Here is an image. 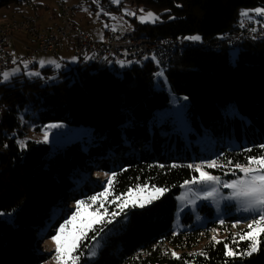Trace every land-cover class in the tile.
Returning a JSON list of instances; mask_svg holds the SVG:
<instances>
[{
  "label": "trees",
  "instance_id": "1",
  "mask_svg": "<svg viewBox=\"0 0 264 264\" xmlns=\"http://www.w3.org/2000/svg\"><path fill=\"white\" fill-rule=\"evenodd\" d=\"M19 1L0 0V8ZM135 1L141 16L151 10L155 19H126L133 27L128 34L181 44L162 73L165 83L157 80L161 74L150 59L125 67L78 62L66 71L46 68L40 77L16 76L0 83V212L6 214L0 216V264L47 261L48 254L36 249L45 221L59 209L57 201L72 187L83 194L72 193L77 197L73 203H91L90 197L104 191L108 177L98 184L76 180L74 172L88 173L90 163L97 167L94 171L116 174L112 196L105 202L109 213L119 211L112 197L124 196L129 189L147 185L166 191L147 207H128L102 232H89L80 244L78 264H264V235L261 250L252 256L241 260L225 255V244L246 250L249 241L233 235L259 216L229 217L173 233L176 197L181 186L197 176L188 163L200 159L189 158L181 143L172 150L181 136L173 133L178 130L175 118L173 126L154 123L155 113L170 106V95L181 99L191 127L208 132L217 144L215 149L198 148L202 135L191 143L202 159L216 161L219 170L206 168L212 174L238 172L237 164L245 167L249 158L264 155V40L243 41L234 62L229 56L235 49L231 37L241 23L264 19L255 14L264 9V0ZM111 3H91L90 10L106 6L122 15L120 2L117 7ZM242 11L249 15L241 16ZM197 35L199 41L185 39ZM21 119L33 120L37 130L51 123L89 127L92 140L56 153L32 141L20 148ZM211 233L220 243L210 240ZM103 234L102 247L90 261L86 255Z\"/></svg>",
  "mask_w": 264,
  "mask_h": 264
},
{
  "label": "rangeland",
  "instance_id": "2",
  "mask_svg": "<svg viewBox=\"0 0 264 264\" xmlns=\"http://www.w3.org/2000/svg\"><path fill=\"white\" fill-rule=\"evenodd\" d=\"M29 4V9L25 12L31 15H36L38 17V22L40 26H54L55 21L58 18V4L60 2L65 4H72L76 0H25ZM113 7H117V3H111ZM22 8L18 7L17 4L10 5L9 7L0 8V22L8 19H17L22 13ZM147 13H152L155 18V14L151 11H142V15L146 16ZM154 19H149L143 23H152ZM75 21L77 26L83 30L86 34H88L94 40H100L104 35L106 30H112L118 33H127L132 31V25L128 22L124 15H120L115 12V10L109 9V7H99L97 10L90 11H81L76 13ZM139 22L140 19H139ZM142 23V22H141ZM115 29V30H113ZM12 47L16 48L18 52L20 50V46L15 45V42H12ZM70 52H61L58 57H50L43 53H37L33 57V61L26 63L23 66L14 65L5 70V72H12L13 69H19V72L12 76L9 81H11L16 76H24L26 78H34L40 77L42 75V70L46 68H52L53 70L66 71L71 67L78 64L77 57L75 56L73 50L71 48ZM21 55V54H20ZM237 55V49H231L229 52L230 60L234 62ZM148 58H146L147 60ZM43 61V65L41 64ZM49 61H55V63H49ZM56 65H59L57 67ZM121 68V67H120ZM4 72V73H5ZM0 75L2 78L3 74ZM31 73H36L38 75H30ZM157 80H161L165 83V77L161 75ZM8 81V82H9ZM7 83V82H0ZM187 105L182 103L181 99H174L170 95V106L166 109L158 110L154 115V123L162 125L163 123L169 122L170 126L172 121L175 122L178 127V130L175 128L174 132H179L181 136L176 137V141L172 143V150L176 149L178 144H182V149H186V155L191 159H200V165L204 171H206L209 175L219 177V184H197V183H184L181 186L180 193L176 197V210L173 217L172 223V231L173 233H178L183 231L189 226H194L196 228H203L209 222H221L229 217H246V216H259L257 212L253 211H244L246 207V202L244 200H237L232 197L233 190L229 188L223 187L224 183H230L237 179L244 178V173L239 171L234 173H226L225 175H216L208 172L207 169H211L207 167V164L212 160L208 157L207 159H202L197 155L195 149L192 148V142L194 139L204 136L205 134H209L206 131L197 132L190 125V121L185 113ZM234 112H236L234 110ZM233 113V110H231ZM175 118V120H173ZM49 125H60V127L49 128ZM21 126L23 136L17 139V144L20 148H24L28 141H32L36 144H46L48 145L52 152H61L66 146L71 145L75 142H80L81 144H89L92 140V129L84 126H69L64 123H51L44 126H40V128L36 129V123L33 120L23 121L21 119ZM48 132V141H44V132ZM183 136V137H182ZM201 136V137H202ZM184 141V143H183ZM21 144L24 146L21 147ZM85 146V145H83ZM90 170L88 173H77L74 172L77 179L81 177V181H84L89 184L99 183L108 177L109 172L103 171H94L96 170V166L92 163L89 164ZM248 166V165H247ZM246 167V166H245ZM215 170H219L218 166L212 168ZM226 172V171H225ZM233 174L234 176H230ZM80 175V176H79ZM199 178V173L197 172V176L192 180L194 181ZM92 179V181H89ZM74 180V182H76ZM80 181V182H81ZM96 188V187H95ZM92 188L89 193H92L95 189ZM213 188L216 189V193L213 197L208 200L201 199L205 191H211ZM97 189V188H96ZM150 189V187H149ZM72 193H78L77 197L82 196V190H75L74 187L71 188V193L68 194L64 200L57 201V205L59 209L55 213H51V216L48 220L45 221L44 227L40 230L39 235V244L36 249V253L38 254H48L47 261L41 264H57L56 260L53 259L55 255V244L52 241V237L56 235V230L59 228L60 224L64 223L65 220L70 218L72 214L76 211V203H73L75 196ZM141 195H146L141 194ZM161 197V196H160ZM159 197V198H160ZM158 198V199H159ZM157 200V199H156ZM154 200V201H156ZM153 201V202H154ZM152 202V203H153ZM150 205V204H148ZM147 205V206H148ZM146 206V207H147ZM129 208H137L142 209L141 207H133L129 205ZM91 209V208H90ZM88 209V211H91ZM127 209V208H126ZM103 212V211H102ZM185 216H190L192 219L190 221H184ZM248 231L247 226H240L239 230L233 235L239 236L240 233H245ZM215 237V239H213ZM106 238V234H103L98 240L92 245V248L99 245V248L102 247V241ZM218 236L215 233L210 234V240L217 241ZM90 248V249H92ZM89 260H93L95 257L90 258V250L86 255Z\"/></svg>",
  "mask_w": 264,
  "mask_h": 264
},
{
  "label": "built area",
  "instance_id": "3",
  "mask_svg": "<svg viewBox=\"0 0 264 264\" xmlns=\"http://www.w3.org/2000/svg\"><path fill=\"white\" fill-rule=\"evenodd\" d=\"M107 1L113 0H76L74 5L60 2L58 22L50 27H41L36 15L25 12L30 7L27 1L18 2V7L23 11L19 18L0 22V75L14 65L23 66L32 62L37 53L56 58L63 51H70L69 48L73 50L78 62L82 63L94 60L96 63L121 66L139 63L148 58L158 63L159 70L167 68L164 66L165 54H173L168 53L169 43L179 42L163 38L140 39V36L112 30L105 32L100 40H94L74 22L76 13L90 11L91 3ZM119 2V11L125 19L133 20L141 16L135 0H119ZM17 34L25 39L17 41L21 55H17L16 50L11 46ZM263 38L264 22L243 21L239 31L231 37L230 45L235 48L243 41H259Z\"/></svg>",
  "mask_w": 264,
  "mask_h": 264
},
{
  "label": "snow or ice",
  "instance_id": "4",
  "mask_svg": "<svg viewBox=\"0 0 264 264\" xmlns=\"http://www.w3.org/2000/svg\"><path fill=\"white\" fill-rule=\"evenodd\" d=\"M119 0H113V3H118ZM131 15L132 13H126ZM255 14L257 16L264 15V9H256ZM249 13L247 11H242L241 16L247 17ZM149 19H155L152 13H147L146 16L142 15L140 21L146 22ZM115 30V29H113ZM185 39H190L192 41H199L201 37L192 36L185 37ZM49 63H55V61H49ZM43 65V61H41ZM59 67V65H56ZM27 67V64L25 65ZM19 69H13L12 72H5L0 78V82H8L10 78L16 75ZM30 75H38L36 73H31ZM162 75V73H161ZM49 128L60 127V125H49ZM48 141V132H44V141ZM24 145L21 144V147ZM264 147V146H262ZM250 151V149H249ZM230 163V162H229ZM216 161H211L207 164L208 168L216 167ZM190 167H193L190 165ZM241 172L244 173V178L237 179L230 183H224L223 187L233 190L232 197L237 200H244L246 202V207L244 211L257 212L259 219H252L251 223L248 224V231L239 234L240 240L249 241L246 250L239 251L233 250L227 244H225V255L227 257H238L243 260L244 258L252 256L261 250V239L260 237L264 235V155L259 157H251L248 159V166L243 167L239 164L236 165ZM196 172L199 173V178L186 183H197V184H219V177L211 176L206 171L203 170L201 166H194ZM115 173L108 175L107 183L104 187V191L93 195L89 198L91 203L88 201H77L76 211L72 214L70 218L60 224L59 228L56 230V235L51 239L55 244V255L53 257L57 264H78L80 257L83 252H80V244L82 240L88 238L89 232L103 231L104 226L107 224H112L114 219L121 213L124 212L129 205L133 207L144 208L148 204H151L154 200L158 199L164 194L166 189L149 186H137L135 189H129L124 196H113L112 203H116L117 209L119 211L108 212L105 208V202L108 200L109 196H112V186L115 182ZM146 195H141L145 194ZM216 193V189L213 188L211 191H205L201 199L208 200L213 197ZM93 205H98L92 211L88 209L92 208ZM104 211H100V209ZM6 215L0 212V216ZM235 226V225H234ZM95 240V236L92 237ZM215 239V237L213 238ZM233 242H236V238H233ZM217 243H220L217 241ZM99 245L97 244L92 249H90V258L95 257L98 254ZM199 255H206V253H200ZM173 258L181 259L172 253ZM184 264H188L187 261ZM227 264V262H226Z\"/></svg>",
  "mask_w": 264,
  "mask_h": 264
},
{
  "label": "bare ground",
  "instance_id": "5",
  "mask_svg": "<svg viewBox=\"0 0 264 264\" xmlns=\"http://www.w3.org/2000/svg\"><path fill=\"white\" fill-rule=\"evenodd\" d=\"M19 2H26L25 0H21ZM256 22H264V19H259ZM140 39H151L145 36H140ZM260 40H264L260 39ZM259 40V41H260ZM181 44L180 43H169L168 46V53H174L176 50H181ZM214 47H218V45H213ZM198 47H202V45H198ZM238 47V46H237ZM236 48V47H235ZM183 50V47H182ZM173 54H165V59H164V66H168L170 61L172 60ZM146 60V59H145ZM153 63H154V59H150ZM86 63H96V61L94 60H87ZM154 65L158 68V63H154ZM121 66H128V65H121ZM167 68H165L164 70H159L160 74L163 73ZM198 142V143H197ZM196 145L198 148H203L205 146V148L210 147L208 149H215L217 144L215 143V141L213 140V138L209 135V134H205L203 139H198L196 141ZM200 161H191L188 163V166H201ZM192 168V167H190Z\"/></svg>",
  "mask_w": 264,
  "mask_h": 264
},
{
  "label": "crops",
  "instance_id": "6",
  "mask_svg": "<svg viewBox=\"0 0 264 264\" xmlns=\"http://www.w3.org/2000/svg\"><path fill=\"white\" fill-rule=\"evenodd\" d=\"M75 2H76V1H75ZM75 2H73L72 4H69V5H74ZM18 18H19V17H18ZM57 22H58V18H57V20L55 21L54 25L57 24ZM50 26H52V25H50ZM41 27H49V26H41ZM87 35H88V34H87ZM22 40H25L24 37H23L22 35L17 34V35H15V40H13L12 42H15V45H17V46L19 47V43H18L17 41H22ZM13 48H14V47H13ZM14 49L16 50V48H14ZM16 52H17V50H16ZM65 52L67 53V52H70V51H65ZM20 54H21V52L19 51V48H18L17 55H20Z\"/></svg>",
  "mask_w": 264,
  "mask_h": 264
}]
</instances>
